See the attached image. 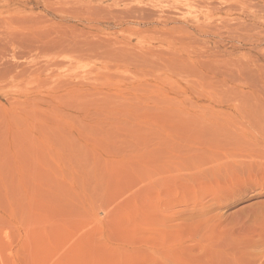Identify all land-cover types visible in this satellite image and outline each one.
Here are the masks:
<instances>
[{
  "label": "rangeland",
  "instance_id": "rangeland-1",
  "mask_svg": "<svg viewBox=\"0 0 264 264\" xmlns=\"http://www.w3.org/2000/svg\"><path fill=\"white\" fill-rule=\"evenodd\" d=\"M0 10V264H264V0Z\"/></svg>",
  "mask_w": 264,
  "mask_h": 264
},
{
  "label": "bare ground",
  "instance_id": "bare-ground-1",
  "mask_svg": "<svg viewBox=\"0 0 264 264\" xmlns=\"http://www.w3.org/2000/svg\"><path fill=\"white\" fill-rule=\"evenodd\" d=\"M9 3H6V4H4V5H8ZM4 7V6H3ZM4 8H6V7H4ZM7 10H8V8H6ZM4 10V9H3ZM3 10H0V20H4L3 18H5V16H2L1 15V13H2V11ZM0 32H1V34L3 33L1 30H0ZM11 33V32H10ZM9 32H8V34L7 35H5V34H2L0 37H1V40L0 41H2V39H6V41H14V42H18V44L19 43H21V42H25L24 41V39H23V36H25V35H23V34H18V35H16V33L14 34V33H12V34H10ZM22 33V32H21ZM3 35H5L4 37H2ZM4 39V40H5ZM13 42V43H14ZM8 43H10V42H8ZM15 44V43H14ZM9 45V44H8ZM22 45V44H21ZM25 45H27V43L25 44ZM28 46V45H27ZM21 47V46H20ZM26 47V46H25ZM21 49H22V47H21ZM27 50H28V48H26ZM20 53V52H19ZM21 54V53H20ZM12 56H14V54H12Z\"/></svg>",
  "mask_w": 264,
  "mask_h": 264
}]
</instances>
